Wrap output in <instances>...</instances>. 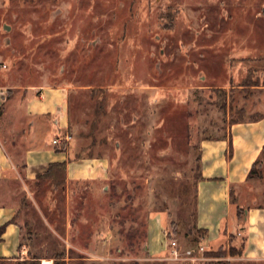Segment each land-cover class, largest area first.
<instances>
[{
    "label": "rangeland",
    "instance_id": "obj_1",
    "mask_svg": "<svg viewBox=\"0 0 264 264\" xmlns=\"http://www.w3.org/2000/svg\"><path fill=\"white\" fill-rule=\"evenodd\" d=\"M263 9L264 0H0V107L16 92L66 90L76 158L105 167L67 198L41 182L22 209L24 253L0 264H264L260 253L243 259L242 244L208 247L195 225L201 141L264 114ZM48 127L33 135L45 149L63 136ZM235 190L236 204L264 207V151ZM170 240L203 246L205 260H169Z\"/></svg>",
    "mask_w": 264,
    "mask_h": 264
},
{
    "label": "crops",
    "instance_id": "obj_2",
    "mask_svg": "<svg viewBox=\"0 0 264 264\" xmlns=\"http://www.w3.org/2000/svg\"><path fill=\"white\" fill-rule=\"evenodd\" d=\"M38 90L32 95L29 91L16 92L0 107V227H4L0 261L19 258L24 253L22 209L29 200L35 203L42 184L52 185L53 191L59 190L67 198L72 183L87 180V174L90 180L101 179L105 172L102 160H89L96 162L92 167L83 164L87 161L84 157L76 158V142L68 128L67 91L47 86ZM22 116L25 122L18 124ZM40 126H53L59 135L63 134L58 144H53V138V146L45 149L33 139ZM65 135L70 136L69 141L64 140ZM263 151L264 114L231 124L227 138L201 141L202 178L197 186L195 225L204 231L208 247L231 241L242 244L243 259H253L259 253L264 259V207L244 208L235 201V188L248 185L250 170ZM56 164H64L65 168L57 179L50 168ZM239 209L243 210L242 219L238 218ZM147 251L154 254V247L148 245Z\"/></svg>",
    "mask_w": 264,
    "mask_h": 264
},
{
    "label": "built area",
    "instance_id": "obj_3",
    "mask_svg": "<svg viewBox=\"0 0 264 264\" xmlns=\"http://www.w3.org/2000/svg\"><path fill=\"white\" fill-rule=\"evenodd\" d=\"M3 68H5V65H3ZM1 91L2 88L0 87V92ZM64 140L69 141L70 136L65 135ZM58 142H59L58 139L53 140V144H58ZM167 248L170 255L169 260L174 262L184 261V262L197 263L205 260L204 257L205 249L203 246H198L196 249L181 250L174 240H170Z\"/></svg>",
    "mask_w": 264,
    "mask_h": 264
},
{
    "label": "trees",
    "instance_id": "obj_4",
    "mask_svg": "<svg viewBox=\"0 0 264 264\" xmlns=\"http://www.w3.org/2000/svg\"><path fill=\"white\" fill-rule=\"evenodd\" d=\"M255 165H256V163L252 166V169L250 170V173H249V176H250V174L253 172V169H254V167H255ZM51 169H54L55 170V172H56V170L57 171H60V173L63 175V173H64V164H56V165H52L51 167H50ZM56 175H57V173H56ZM242 217H243V210L242 209H239L238 210V218L239 219H242ZM3 231H4V227H0V237H1V234L3 233ZM1 241V240H0Z\"/></svg>",
    "mask_w": 264,
    "mask_h": 264
},
{
    "label": "water",
    "instance_id": "obj_5",
    "mask_svg": "<svg viewBox=\"0 0 264 264\" xmlns=\"http://www.w3.org/2000/svg\"><path fill=\"white\" fill-rule=\"evenodd\" d=\"M263 13H264V9H263ZM5 28L7 29L8 27L6 26Z\"/></svg>",
    "mask_w": 264,
    "mask_h": 264
}]
</instances>
